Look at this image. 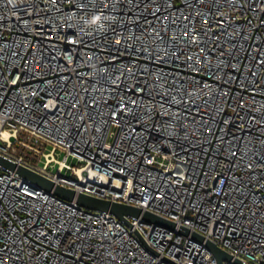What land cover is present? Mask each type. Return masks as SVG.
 Segmentation results:
<instances>
[{
  "label": "built area",
  "instance_id": "obj_1",
  "mask_svg": "<svg viewBox=\"0 0 264 264\" xmlns=\"http://www.w3.org/2000/svg\"><path fill=\"white\" fill-rule=\"evenodd\" d=\"M0 157L175 225L0 165V264H264V0H0Z\"/></svg>",
  "mask_w": 264,
  "mask_h": 264
},
{
  "label": "water",
  "instance_id": "obj_2",
  "mask_svg": "<svg viewBox=\"0 0 264 264\" xmlns=\"http://www.w3.org/2000/svg\"><path fill=\"white\" fill-rule=\"evenodd\" d=\"M0 165L3 168L15 171L20 177L29 180L30 182L37 185L39 188L43 189L46 192H52L55 196L62 198L64 200H75V202L87 209L105 211L108 212L118 219H122L125 223L127 221L123 216L127 217H141V221L144 223H153L156 225L163 226L169 230H174L175 225L173 222L160 218L156 215H153L149 212H142L139 208L128 206L125 204H119L116 202H110L107 200L98 199L85 194H75L74 191L54 185L51 181L44 178L43 176L21 166H16L12 162L0 157ZM177 233L188 236L190 235L192 240L201 242L209 250L211 255L216 260L217 264H222V261H230L231 256L217 247L214 243L209 240H205L203 236L199 235L196 232H190L185 227H179ZM234 264H241L239 261L235 260Z\"/></svg>",
  "mask_w": 264,
  "mask_h": 264
},
{
  "label": "rangeland",
  "instance_id": "obj_3",
  "mask_svg": "<svg viewBox=\"0 0 264 264\" xmlns=\"http://www.w3.org/2000/svg\"><path fill=\"white\" fill-rule=\"evenodd\" d=\"M69 163L73 164V161L71 160ZM40 166H44V160H42V161L40 162ZM65 174L68 175L69 172L67 171V172H65Z\"/></svg>",
  "mask_w": 264,
  "mask_h": 264
}]
</instances>
